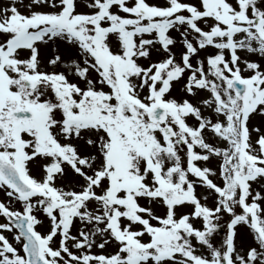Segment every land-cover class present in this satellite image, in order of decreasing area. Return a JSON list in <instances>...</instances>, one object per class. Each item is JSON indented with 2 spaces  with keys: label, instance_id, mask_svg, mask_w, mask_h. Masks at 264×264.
Returning <instances> with one entry per match:
<instances>
[{
  "label": "snow or ice",
  "instance_id": "snow-or-ice-1",
  "mask_svg": "<svg viewBox=\"0 0 264 264\" xmlns=\"http://www.w3.org/2000/svg\"><path fill=\"white\" fill-rule=\"evenodd\" d=\"M0 264H264V0H0Z\"/></svg>",
  "mask_w": 264,
  "mask_h": 264
}]
</instances>
